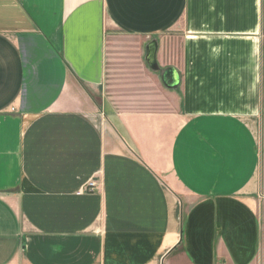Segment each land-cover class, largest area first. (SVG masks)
<instances>
[{"label":"crops","instance_id":"1","mask_svg":"<svg viewBox=\"0 0 264 264\" xmlns=\"http://www.w3.org/2000/svg\"><path fill=\"white\" fill-rule=\"evenodd\" d=\"M263 98L264 0H0V264H264Z\"/></svg>","mask_w":264,"mask_h":264},{"label":"water","instance_id":"2","mask_svg":"<svg viewBox=\"0 0 264 264\" xmlns=\"http://www.w3.org/2000/svg\"><path fill=\"white\" fill-rule=\"evenodd\" d=\"M149 52H150L149 60H150V62L152 64V67L155 70L158 71L159 67L155 63V57H154V54H153V52H154L153 48L152 49L149 48ZM161 77L163 79V82H164L165 86L170 88V89H175L180 84L179 76H178V74L176 73V71L174 69L163 70L161 72Z\"/></svg>","mask_w":264,"mask_h":264},{"label":"rangeland","instance_id":"3","mask_svg":"<svg viewBox=\"0 0 264 264\" xmlns=\"http://www.w3.org/2000/svg\"><path fill=\"white\" fill-rule=\"evenodd\" d=\"M127 91L130 92L132 95L131 96H134L136 94H140L141 96L142 95H145V93H148L149 90H119V89H112L111 90V98L114 99L117 103V100H119L120 98L123 97V95L126 93L127 94ZM144 104V103H143Z\"/></svg>","mask_w":264,"mask_h":264},{"label":"built area","instance_id":"4","mask_svg":"<svg viewBox=\"0 0 264 264\" xmlns=\"http://www.w3.org/2000/svg\"><path fill=\"white\" fill-rule=\"evenodd\" d=\"M263 102H264V98H263ZM90 185H91L92 187H94V186L96 185V183L93 182V183H91Z\"/></svg>","mask_w":264,"mask_h":264}]
</instances>
